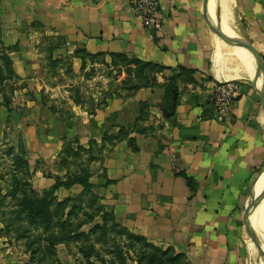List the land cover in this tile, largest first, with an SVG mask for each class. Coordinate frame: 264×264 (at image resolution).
Masks as SVG:
<instances>
[{"label":"crops","instance_id":"obj_1","mask_svg":"<svg viewBox=\"0 0 264 264\" xmlns=\"http://www.w3.org/2000/svg\"><path fill=\"white\" fill-rule=\"evenodd\" d=\"M129 1L0 0V119L46 163L69 140L99 152L87 186L126 236L103 264H264V0H160V31ZM116 60L142 74L113 91Z\"/></svg>","mask_w":264,"mask_h":264},{"label":"rangeland","instance_id":"obj_2","mask_svg":"<svg viewBox=\"0 0 264 264\" xmlns=\"http://www.w3.org/2000/svg\"><path fill=\"white\" fill-rule=\"evenodd\" d=\"M113 65V91L121 88L116 80L122 74L123 80L126 75L142 74L137 63L116 60ZM27 132L23 127H14L9 119H0L1 264H55L57 254L52 246L59 245L68 261L64 264L73 261L76 264L78 261L80 264H103L100 257L104 249H110L114 244L112 249H118L119 240L126 236L114 227L112 217L105 213L100 188L85 186L69 199L54 196L55 193L48 189L45 194L50 193L43 202L45 211L36 212L42 199L36 192L37 180L48 176L55 177L56 183L62 179L69 183H87V167L98 158L99 152L75 147L69 140L61 148L59 159L46 163L31 157L32 151L28 148L32 142Z\"/></svg>","mask_w":264,"mask_h":264},{"label":"built area","instance_id":"obj_3","mask_svg":"<svg viewBox=\"0 0 264 264\" xmlns=\"http://www.w3.org/2000/svg\"><path fill=\"white\" fill-rule=\"evenodd\" d=\"M129 5L133 13L139 18L146 28L160 31L159 21L160 0H130ZM238 98L235 85L225 84L218 87L214 98L217 111L226 114Z\"/></svg>","mask_w":264,"mask_h":264},{"label":"trees","instance_id":"obj_4","mask_svg":"<svg viewBox=\"0 0 264 264\" xmlns=\"http://www.w3.org/2000/svg\"><path fill=\"white\" fill-rule=\"evenodd\" d=\"M80 184L81 185H85V186H87V183L86 182H82V181H80ZM61 185H64L65 187H67V188H69L72 184L71 183H68V184H59V185H55V186H53L52 188H50L49 189V191L50 192H55ZM50 192H48L47 194H45V196L40 200L41 202L39 203V205H38V207H37V209H36V212L38 213V214H41V213H43L44 211H45V209H44V201H45V199L47 198V195H49V193ZM63 226H64V228L66 229V225L65 224H63ZM54 246H52V248H53Z\"/></svg>","mask_w":264,"mask_h":264},{"label":"bare ground","instance_id":"obj_5","mask_svg":"<svg viewBox=\"0 0 264 264\" xmlns=\"http://www.w3.org/2000/svg\"><path fill=\"white\" fill-rule=\"evenodd\" d=\"M239 54L246 58L245 54L242 51Z\"/></svg>","mask_w":264,"mask_h":264},{"label":"water","instance_id":"obj_6","mask_svg":"<svg viewBox=\"0 0 264 264\" xmlns=\"http://www.w3.org/2000/svg\"><path fill=\"white\" fill-rule=\"evenodd\" d=\"M255 91H257V92L260 93V94H263L262 92H260V91H258V90H256V89H255ZM263 193H264V190H263Z\"/></svg>","mask_w":264,"mask_h":264}]
</instances>
